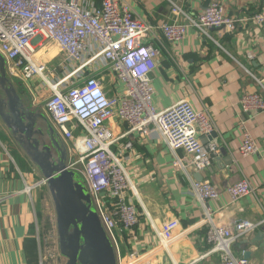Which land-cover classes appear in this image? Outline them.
<instances>
[{
  "label": "built area",
  "instance_id": "1",
  "mask_svg": "<svg viewBox=\"0 0 264 264\" xmlns=\"http://www.w3.org/2000/svg\"><path fill=\"white\" fill-rule=\"evenodd\" d=\"M172 13L183 14L184 22L153 26L134 16L132 9L118 0H101L99 5L89 0H0V54L6 75L21 81L32 95V90L38 91L33 98L41 104L67 148V167L83 179L113 244L117 264H131L126 259L135 257L134 253L129 258L120 256L117 234L126 231L135 236L138 213L127 200L126 191L137 193L111 146L131 132L156 134L174 154V166L197 172L207 169L219 152L217 143L203 144L200 140L216 128L206 108L196 110L184 99L163 110L155 108L150 72L160 51L148 39H155L157 30L167 42L178 44L189 28L209 36L210 29L233 32L239 23L264 24L263 13L242 18L228 15L220 0H209L195 17L176 6ZM48 42L61 54V61L54 67H50L53 58L46 59L41 56L47 53H39ZM101 68H107L124 84L121 95L106 94L94 72ZM36 78L39 82L33 85L31 81ZM239 105L245 114L264 112V99L256 92H244ZM114 115L127 124V132L113 134L107 123ZM241 134L240 153H256L258 146L253 136L246 130ZM130 146L127 142L124 147ZM177 150L183 151L182 157L175 155ZM76 165L80 168H73ZM41 185H46L42 177L26 185L24 191L29 193ZM191 189L202 207L219 197V191L208 180H191ZM226 192L235 203L253 193L254 188L242 178L227 186ZM206 214L209 251L220 254L221 264H248L244 256L235 257L231 247L259 224L241 220L230 226L218 225L207 209ZM178 227L175 218L153 227L159 245L165 247Z\"/></svg>",
  "mask_w": 264,
  "mask_h": 264
},
{
  "label": "crops",
  "instance_id": "2",
  "mask_svg": "<svg viewBox=\"0 0 264 264\" xmlns=\"http://www.w3.org/2000/svg\"><path fill=\"white\" fill-rule=\"evenodd\" d=\"M89 1L99 5L101 0ZM118 1L126 3L134 16L158 26L162 22H184L183 14L172 13L174 6L195 17L209 0ZM220 1L231 16L264 14V0ZM156 34L155 39H148L160 51L150 72L155 108L162 110L183 99L196 110L206 108L216 125L215 134L211 132L200 140L203 144L217 143L219 152L207 169L197 172L174 166V154L156 134L131 132L111 146L137 193L126 191L127 200L137 210L138 222L135 236L126 231L117 234L120 256L129 258L134 253L133 260L126 259L131 264H186L193 260H197L196 264H221L220 254L210 252L206 242L207 209L218 225L230 226L241 220L259 224L253 233L238 238L231 252L235 257L248 253V264H264V239L253 244L242 242L258 232L264 236V112L245 114L239 105L244 92L259 93L264 99V24L239 23L233 32L210 29L209 36L189 28L178 44L167 42L157 30ZM54 50L60 53L48 42L39 53ZM51 58L50 67H54L61 61V54ZM94 72L107 95L122 94L124 84L107 68ZM25 90L26 102L39 106L33 98L36 90H32L33 95ZM107 125L115 136L128 130L116 115ZM243 130L255 139L256 153H240ZM127 142L129 148L124 147ZM175 155L182 157L183 151L177 150ZM38 172L16 142L0 129V264H39V196L33 195V189L29 193L24 191L26 185L40 179ZM242 178L250 181L254 192L233 203L226 187ZM191 180L210 181L219 197L202 207L192 192ZM173 218L178 220L179 227L174 238L162 247L153 227Z\"/></svg>",
  "mask_w": 264,
  "mask_h": 264
},
{
  "label": "water",
  "instance_id": "3",
  "mask_svg": "<svg viewBox=\"0 0 264 264\" xmlns=\"http://www.w3.org/2000/svg\"><path fill=\"white\" fill-rule=\"evenodd\" d=\"M26 93L21 81L7 78L0 54V121L45 180L54 203L58 248L65 264H117L115 249L83 179L67 167L64 142L41 106L26 102ZM263 239V233L258 232L242 242L253 244Z\"/></svg>",
  "mask_w": 264,
  "mask_h": 264
},
{
  "label": "rangeland",
  "instance_id": "4",
  "mask_svg": "<svg viewBox=\"0 0 264 264\" xmlns=\"http://www.w3.org/2000/svg\"><path fill=\"white\" fill-rule=\"evenodd\" d=\"M39 55L41 54H38V57ZM53 56L58 57L59 53H56V50H54L47 56L42 55L41 57H46V59H49ZM33 83L37 84L38 80L34 79ZM39 125L42 124L40 123ZM0 129L4 131L5 135H8V137L11 138L12 141H14L7 128L1 123V121ZM73 168H80V165H76ZM32 193L34 196H39V206L37 207L39 216L36 220L37 235L39 237L40 248L39 264H65V257L61 256L59 253L54 203L50 196V193L48 192L47 186H36L33 188Z\"/></svg>",
  "mask_w": 264,
  "mask_h": 264
},
{
  "label": "trees",
  "instance_id": "5",
  "mask_svg": "<svg viewBox=\"0 0 264 264\" xmlns=\"http://www.w3.org/2000/svg\"><path fill=\"white\" fill-rule=\"evenodd\" d=\"M119 227V224H118V226H117V228Z\"/></svg>",
  "mask_w": 264,
  "mask_h": 264
},
{
  "label": "bare ground",
  "instance_id": "6",
  "mask_svg": "<svg viewBox=\"0 0 264 264\" xmlns=\"http://www.w3.org/2000/svg\"><path fill=\"white\" fill-rule=\"evenodd\" d=\"M163 110V109H162ZM44 112V111H43ZM45 113V112H44Z\"/></svg>",
  "mask_w": 264,
  "mask_h": 264
},
{
  "label": "flooded vegetation",
  "instance_id": "7",
  "mask_svg": "<svg viewBox=\"0 0 264 264\" xmlns=\"http://www.w3.org/2000/svg\"><path fill=\"white\" fill-rule=\"evenodd\" d=\"M7 76V75H6ZM8 78V77H7Z\"/></svg>",
  "mask_w": 264,
  "mask_h": 264
}]
</instances>
